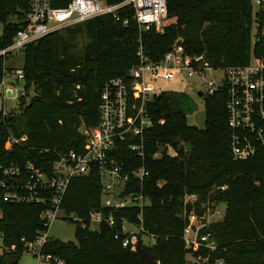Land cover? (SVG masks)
I'll return each mask as SVG.
<instances>
[{
  "label": "trees",
  "instance_id": "obj_1",
  "mask_svg": "<svg viewBox=\"0 0 264 264\" xmlns=\"http://www.w3.org/2000/svg\"><path fill=\"white\" fill-rule=\"evenodd\" d=\"M166 7L160 31H140L131 13H126L129 22L125 26L110 16L98 17L25 46L20 52L28 97L19 99L18 113L3 116L0 112V165L30 161L43 166L58 152L82 153L80 127L97 125L100 88L110 79L125 77L137 64L139 40L155 63L177 41L186 55L202 57L214 69L244 66L253 58H264V14H254L250 0H166ZM27 11V0H0V22L4 24L0 48L10 45L22 29ZM7 17H15V22L6 23ZM82 34L87 43L76 52ZM2 77L0 58V81ZM30 88L34 90L31 97ZM203 99V129L189 126L182 112L173 111L172 97L166 92L147 103L152 125L143 135V155L125 151L121 157L131 160L127 170L142 167L149 173L141 183L132 185L146 201L141 209H105V216L111 213L114 217L113 227L101 224L91 231L76 226L75 243L50 238L43 253L67 264H185L189 251L182 241L186 226L182 201L190 194L198 200L187 206V212L199 217L207 206L213 210L225 205L222 218L202 230L215 238L219 246L216 258L224 264H264V156L232 160L226 91L221 89ZM22 137L24 142L5 150L8 139ZM181 143L188 144L189 150ZM167 149L172 150V156L167 155ZM100 198V179L93 171L71 180L61 209L86 220L99 211ZM40 211L35 205L0 202V264H19L24 254L20 239L32 241L43 229ZM122 219L141 224L155 236V245L139 244L134 252L122 248L120 241L114 240Z\"/></svg>",
  "mask_w": 264,
  "mask_h": 264
},
{
  "label": "built area",
  "instance_id": "obj_2",
  "mask_svg": "<svg viewBox=\"0 0 264 264\" xmlns=\"http://www.w3.org/2000/svg\"><path fill=\"white\" fill-rule=\"evenodd\" d=\"M250 2L257 9L255 14H264V0ZM27 3L24 26L14 35L10 45L0 48V58L3 59L0 99L3 105L15 98L12 88L6 85V75H12L14 84L25 80L21 67L8 71L7 60L28 44L98 17L110 16L125 26L129 22L126 13H131V20L140 31L151 28L160 31L167 14L166 0H122L118 3H111L110 0H27ZM175 45L155 63L149 60L145 47L138 41L135 54L137 64L130 68L125 77L110 79L100 88L97 125L79 129L84 137L82 153L58 152L53 161L43 166H36L30 161L0 165V202L41 207L38 217L43 229L37 232V237L32 241L20 239L24 253L36 257L37 262L67 264L54 255L43 253L42 249L50 241L47 233L50 224L58 219L59 213L64 212L61 204L72 179L97 171L101 183L99 211L91 213L86 220L70 214L76 218V226L81 229H90L92 224L98 228L101 224L113 227L114 217L111 213L105 216V209L110 212L131 206L141 209L146 204L142 194L135 193L132 185L134 181L141 183L149 173L142 167L127 170L131 160L121 159L125 151L142 157L143 135L152 125L147 103L164 93H153L146 86V79L170 83L176 78L183 81L195 77L206 84L205 91H198L202 93L201 98L224 89L232 160L247 161L258 154L264 156V58H253L244 66L214 69L202 57H190L184 53L181 45ZM218 70L223 72L221 82L217 85L212 81L206 83L205 74ZM8 90L10 96L6 95ZM27 97L28 93L22 86L16 96L18 104L20 98ZM12 112H16L15 109L1 111L3 116ZM25 140V137L20 140L10 138L4 148L9 151L13 144ZM170 150L167 149V155L172 156ZM221 190H225V187ZM197 200L196 195L185 194L182 201L186 221L182 241L189 251L185 264H224L222 259L216 258L219 246L213 235L202 232L222 218L221 212L209 206L200 217L192 211L187 212V206ZM138 220L141 222V216ZM127 226L135 231L128 230ZM114 240L120 241L121 247L130 252H134L139 244L153 246L156 242L155 236L145 232L141 224L126 219H122L120 231L114 235Z\"/></svg>",
  "mask_w": 264,
  "mask_h": 264
},
{
  "label": "rangeland",
  "instance_id": "obj_3",
  "mask_svg": "<svg viewBox=\"0 0 264 264\" xmlns=\"http://www.w3.org/2000/svg\"><path fill=\"white\" fill-rule=\"evenodd\" d=\"M257 9L253 7V13L255 14ZM15 22V17H7L6 23ZM4 24L0 22V36L2 34ZM87 43V39L84 34H82L78 41L76 42L75 51L79 50ZM23 65V54L22 52H14L11 57L7 60V67L10 69L21 67ZM223 78V72L221 70L207 72L204 76L205 82L212 81L215 85L219 84ZM14 78L12 75H6L7 86L11 87L15 98L7 100L4 105L0 99V112L4 110L8 112L11 109H15L17 112L18 99L16 96L20 91V88L24 83H13ZM196 83V84H193ZM191 84V85H190ZM146 86L149 87L153 93L166 92L172 97L171 109L173 111L182 112L185 117L187 124L189 126L203 129L205 120V101L203 98L198 97V91H205L206 84L199 82L197 78L187 79L180 81L176 78L173 82L166 83L161 80L149 81L146 79ZM30 97L33 95L34 90L30 88L28 90ZM82 128V126L80 127ZM181 146L185 150H189V145L181 143ZM171 151V150H170ZM172 153V152H171ZM173 154V153H172ZM214 204V203H213ZM221 212V217L223 216L225 205L220 204L216 206ZM98 226L92 224L90 227L91 231H97ZM128 230L135 231L134 228L127 226ZM75 230H76V218L70 214L66 216L65 212L58 214V219L52 222L48 228V236L52 239L59 240L61 242H72L75 243ZM2 240L0 238V254L2 252ZM189 259V258H188ZM19 264H49L45 261H36V257L32 256L30 253H24L19 258Z\"/></svg>",
  "mask_w": 264,
  "mask_h": 264
},
{
  "label": "water",
  "instance_id": "obj_4",
  "mask_svg": "<svg viewBox=\"0 0 264 264\" xmlns=\"http://www.w3.org/2000/svg\"><path fill=\"white\" fill-rule=\"evenodd\" d=\"M180 45H181V42L178 41V42H176V45H175V46L177 47V46H180ZM6 95H7V96H10V91H9V90L6 92ZM197 95H198V97H200V98L202 97V93H201V92H197Z\"/></svg>",
  "mask_w": 264,
  "mask_h": 264
}]
</instances>
